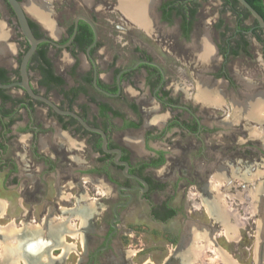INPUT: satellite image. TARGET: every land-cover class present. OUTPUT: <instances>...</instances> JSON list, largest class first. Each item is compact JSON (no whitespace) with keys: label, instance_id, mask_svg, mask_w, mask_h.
I'll return each instance as SVG.
<instances>
[{"label":"flooded vegetation","instance_id":"af4514ba","mask_svg":"<svg viewBox=\"0 0 264 264\" xmlns=\"http://www.w3.org/2000/svg\"><path fill=\"white\" fill-rule=\"evenodd\" d=\"M17 1L34 37L48 41L37 45L27 63V86L99 132L55 112L19 85L29 45L11 7L0 0V172L8 170L4 182L23 195L24 223L39 203L32 200V187L63 161L66 168L75 166L78 195L84 197L63 222L53 217L18 234L0 229V264H67L69 254L75 257L73 264H134L144 249L123 243L130 236L128 218L142 212L136 215L144 224L140 228L149 222L170 223L180 215L173 205L180 200L190 207L200 201L198 208H206L219 225L230 218L239 221L229 202H239V197L229 191L240 177L233 151L242 128L248 133L243 134L248 155H254L251 160L258 156L254 163L241 161L250 182L259 178L247 186V197L264 224V28L245 8L236 0H127L141 5L136 14L121 7L123 0H113L119 18L111 21L95 3L84 14L73 9V0L55 5L53 0ZM245 1L264 22V0ZM204 47L208 56H203ZM240 60L255 61L263 69L258 72L262 78L232 72L230 64ZM64 62L70 64L67 73L54 65ZM181 70L195 81L185 85ZM51 91L63 104L52 100ZM38 107L46 112L40 124L34 119ZM13 137L22 140V151L8 146ZM11 147L14 154L5 161ZM196 154L202 162L195 163L192 182L186 175L189 158ZM230 156L232 175L222 163ZM31 159L40 165L35 177L25 174L35 164ZM80 175L87 179L83 182ZM6 203L0 200V218L5 217ZM183 228L161 264H208L212 247L224 264H239L217 247L215 228L190 222ZM259 236L252 264H264V228ZM52 251H57L55 256Z\"/></svg>","mask_w":264,"mask_h":264},{"label":"rangeland","instance_id":"374dc122","mask_svg":"<svg viewBox=\"0 0 264 264\" xmlns=\"http://www.w3.org/2000/svg\"><path fill=\"white\" fill-rule=\"evenodd\" d=\"M53 1L54 5L57 3L59 4V0ZM63 1L67 2L70 0ZM73 3L75 4L73 9L76 12H81L84 14L90 13L93 3H95L93 7L97 10H99L100 8H105L103 11H101L103 16H107L111 21H116V18H119V15L117 14L116 10H114L115 5H113V0H73L71 2L72 6ZM14 35L15 37L20 36L17 31L14 32ZM54 65H57L60 69L64 71V73H67L70 68V64H67L66 62H64L63 64L54 63ZM260 68L261 66H258L255 61L249 62L240 60V62H232L230 64V69L232 70V72H239L241 76H247L256 80H258V78L260 77L262 78V75L258 73L260 70H263L262 68ZM179 72L184 77L183 81L185 85H187L188 82L191 80L195 81L194 79H192L191 75L185 74L183 70ZM193 81L191 84H193ZM49 96L55 102L63 104V101H61V98L55 91H51L49 93ZM78 101L82 103L83 98H79ZM45 113V109H43L42 107H38L36 109V112L34 114V119L36 123H41L42 116L45 115ZM124 113L127 115L126 112ZM51 118H53V116H51V114H48L47 120H51ZM43 124L45 125V123ZM243 129L244 128L241 129V132L239 134L240 140L238 141V144H234L235 148H237V152L233 151L236 153L235 155L237 157L236 160H238L237 162H240V177H238L237 180L234 179L232 184L234 185V187L231 188L232 191H229V194H236L239 197V202L237 200H234L233 202L232 199H229L231 208L234 211L236 210L239 212V221L230 218L228 219V221L227 219L223 221V225H221L222 223L220 225L217 224L211 218L206 208H198L199 205L201 206L200 201H197V203L194 204L193 207H190L189 205L186 206L187 204L183 200H180L179 203L176 202V204L173 205H175V207H177L176 209H178V211L180 212L179 217H176L174 221L164 225L149 222L147 223L145 228H140L144 224L140 223L142 222V220L136 215L141 216L143 213L139 212V214H137V212H134L127 220L128 233L130 234V236L123 237V243L125 245H136L135 250L141 248L144 249V252H142V255L140 254V257H137V259L133 258L134 264H161L162 262H164V259L169 253V248L171 251V244H173L174 246L177 242L178 233H183V227L185 222H190L209 228H215L217 230V233L219 234L214 239L215 243L217 244V247H220L228 255H231V257L233 259H236L239 264H252L251 258L257 256V248L260 246L261 243V238L259 235L263 231L264 224L262 223V219L259 216V213H254V210L251 207V205L254 204L253 200L250 203L247 197V186L249 187V184L257 183V181H259V178L255 177L258 180H256L255 182H250L252 176L247 174L245 175V170L247 169L246 167L241 166V161L244 160L250 163H254L257 160L258 156L255 157V160H251L254 155H248L247 150L245 148L246 146H248V144L245 143L247 138L243 136V134L248 136V133H242V131H246V129ZM21 141L22 140H19V138L13 137L11 138V140L8 141V146L14 145L17 148L16 151H20V147H23ZM79 141L81 142V139ZM228 145L229 148H231L229 150H232L233 144L229 142ZM6 151L9 154H6V157L3 159H5V161H8L10 155L13 156L14 153L11 154L13 152L12 147L11 149H7ZM231 160L232 158L229 159L227 157L223 159L224 162L222 161V163H224L227 172L229 169L230 174L232 175L233 167L230 166ZM189 161L191 164L188 170L189 174H187L186 176L188 177V179L191 178L193 182L196 177V170H194L196 168L195 163L198 161L199 163L202 162V159L200 155L196 154L194 155V157L189 158ZM31 162L35 163L34 159H31ZM63 162L61 164L59 163L58 167H54V169L48 171V173L44 175L45 177L42 179V184L38 182L34 187H32V200H39V203H37L33 206V208H31V218H29L27 223H24L23 218L20 217L23 214V211H26L25 206L19 202L23 198L21 197L23 195L20 193V196L16 192V190H14L11 186H8L9 184L7 182H4V177L7 174L8 170L1 169L0 200H3L7 203L9 202V205L7 208H5V217L0 218V229L6 230L10 228L11 233L18 234L19 232L23 231L25 226H30V224L41 225L42 223L46 222L50 218L52 219L53 217L55 221L63 222L66 220V218L71 213V209L76 208V206L78 205L77 202L81 201L84 197L83 195L81 197L78 195L81 192L77 188V184L75 181V166L69 164L70 166L68 168H70V170H68V168H66V162ZM261 166L264 167V164ZM255 168H257V166H255ZM39 169L40 165L35 163L33 164L32 168L29 169L28 173L22 171L21 173H25L27 175L29 174L30 176L35 177V170L39 171ZM235 173L236 172H234V174ZM85 178L86 175H80L79 179L83 180ZM3 183L7 186H3ZM189 183H191V180H189ZM89 190L91 191L90 194L94 192L91 187H89ZM224 193L226 194V192ZM225 200L228 201L226 197ZM76 219L77 217L74 216L73 221H75ZM65 241L68 243L73 242V240L68 237L65 238ZM214 248L215 247H212L211 250H209V252L207 253L208 264H224V261H222L221 257L217 254V251ZM56 253L57 251H52L51 255L55 256ZM68 256L69 258L67 260V264H73V262L75 261L74 255L69 254Z\"/></svg>","mask_w":264,"mask_h":264},{"label":"water","instance_id":"95a60500","mask_svg":"<svg viewBox=\"0 0 264 264\" xmlns=\"http://www.w3.org/2000/svg\"><path fill=\"white\" fill-rule=\"evenodd\" d=\"M6 1L9 4V6L11 7L12 11L14 12V14H15V16L17 18V21L19 23L20 31H21L22 36L25 38V40L28 42V45H29L28 50L26 51V53L24 54V56L22 58V63H21L22 83L19 84V85L22 86L31 97L43 101L49 107H51L55 112L61 113V114H66V115H70V116L76 118L81 123V125L84 128H86L88 130H91V131L99 132L98 130H93V129H90L89 127H87L83 123V121L79 117H77L75 114L69 113V112L68 113L60 112L51 102H49L45 98L35 96L32 93V91L30 90V88L27 86V84H26V66H27V63H28L29 59L31 58V56L34 54V52H35V50L37 48V45L42 43V42H48V41L45 40V39H36L34 37L32 31L30 29V26H29V24L27 22V19H26L25 15H24V12H23V10H22V8H21V6H20V4L18 3L17 0H6ZM236 1L243 8H245L247 10V12L251 16H253V18L257 21L259 27L264 28V22H263L262 18L259 16V14L245 0H236ZM78 19H82L83 21L88 23L91 27H93L91 22L88 19H86L85 17H79ZM77 20L75 22V26L77 24ZM53 45H56V44H53ZM103 138H104V136H103ZM103 150L105 151V138H104V141H103ZM126 169H127V165L125 164V169L124 170H126Z\"/></svg>","mask_w":264,"mask_h":264},{"label":"bare ground","instance_id":"6f19581e","mask_svg":"<svg viewBox=\"0 0 264 264\" xmlns=\"http://www.w3.org/2000/svg\"><path fill=\"white\" fill-rule=\"evenodd\" d=\"M139 3V2H138ZM121 7L126 9L127 11L133 12V13H138L139 10H141V5L140 4H136V2L134 1L133 3L127 0H123V2L121 3ZM37 11V10H36ZM203 50V56H208L209 54V48H205L202 49ZM217 211V210H216Z\"/></svg>","mask_w":264,"mask_h":264},{"label":"crops","instance_id":"0c3cea01","mask_svg":"<svg viewBox=\"0 0 264 264\" xmlns=\"http://www.w3.org/2000/svg\"><path fill=\"white\" fill-rule=\"evenodd\" d=\"M32 230H34V229H32ZM32 232H34V231H32Z\"/></svg>","mask_w":264,"mask_h":264}]
</instances>
